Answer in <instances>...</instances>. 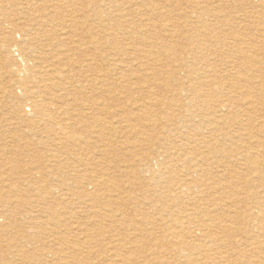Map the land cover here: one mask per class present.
Instances as JSON below:
<instances>
[{"label":"rangeland","instance_id":"rangeland-1","mask_svg":"<svg viewBox=\"0 0 264 264\" xmlns=\"http://www.w3.org/2000/svg\"><path fill=\"white\" fill-rule=\"evenodd\" d=\"M22 1L18 0L17 3V0H0L2 23L0 24V40L4 38L10 41L15 37L18 42H23L26 60L23 64L27 67L25 74L29 79L35 80L38 72L45 66L54 65L59 68L60 65L58 58L53 57V49L42 47L48 43L46 39L48 35L43 36L41 35L43 31L38 30V32L37 27H34V31L32 28L38 18L45 14L33 16L25 14L21 9ZM112 1L111 3L108 0H79L73 4L88 6L98 2L113 14H99L103 16V29L99 28L100 21L95 19V14L77 15L88 19L87 25L79 30L84 31L87 38L82 47V55L73 56V61L77 64V70L81 71L87 79L101 76L102 83L99 85L101 90L91 92L87 83L83 82L78 86L86 87L75 95L73 91L71 96H64L62 93L64 98L61 103L64 105L59 108L56 120L55 115L51 116L52 121L49 118L27 121L17 116L25 101L21 99V94L14 87V80L7 76L11 71L9 69L16 68L15 62L10 60L8 62L7 59H16L17 55L15 49L11 47L12 58L7 52H0V150L5 145L9 148L8 152L5 151L9 162H3L5 167L3 170H5L0 173V181L4 182L0 183V190L3 193V197H0L2 201L0 202V225L4 226V228L0 226V264H5L4 262L40 264L31 258L30 254L19 256V248L24 245L26 247L30 239H35L36 243L33 246L36 247V255H39L40 251H46L41 249L42 245L44 248L49 246L50 250L55 252V255L50 254L51 257L45 258L51 261H45L46 264L63 262L64 264H125L127 261L129 264H261L262 262L264 264V231L262 229L264 207L256 213L258 221L253 222L256 229L251 236L243 233L245 225L242 222L240 235L237 232L238 234L222 235L223 238L221 235L214 236L217 240L219 239V245L212 246L213 243L209 241L213 242V240H206V237L201 236L202 234L195 233L198 226L205 230L206 225L209 226L207 211H210L212 215H221L225 212L223 209L227 210L228 207L232 210L241 208L244 210L246 203H243L242 199H245L247 195L261 197L264 201V180H258L250 176L251 174L246 175L245 163L238 165L234 168V172H231L237 179L228 178L230 182H227L225 176L228 173L215 170L216 172L213 173L215 180H203L198 183L199 187L193 184L190 187L191 190L179 194L178 199L174 197V192L171 194L166 192L169 190L166 186L165 188L160 182L151 181L148 178L150 175L146 176L148 167L146 163H143V158H152L157 155L161 158V154L167 151L176 154L175 149L179 146V156L182 160L179 162V178L182 179L194 164L193 156L207 154V150L201 145V147L196 145L198 142L195 141L203 136L210 137L206 133H210L211 129H205L206 126L203 129H196L195 126L199 125L201 117L189 111L193 101L191 90L194 87L200 88L198 86L200 83L196 80L199 75L207 82V87L201 88L200 92L204 95L203 100L210 107L221 103L230 105L228 110L223 111L219 105L216 108L218 115L224 113L234 118L235 113H239L244 123L248 116L255 118L252 123L247 122V125L235 124L232 122L233 119H230L229 125H221V128L223 127L221 131L244 133L243 139L246 138L245 140L252 145V148L257 147L258 150L263 148L260 137L264 138V120H262L264 119V76L262 75L264 74V4L261 0ZM51 2L49 5H55L57 0ZM70 4L67 6L69 7ZM16 5L17 8H15ZM90 9L93 8L89 7ZM117 9L122 13H115ZM123 12L127 13L123 14ZM53 15L55 14H50V17ZM91 15L94 16L90 17ZM62 18L67 23L70 22L67 14H57V17L51 18L54 19V27L52 24V26L46 25L43 27L44 32L50 34L53 31H59ZM140 19L143 21L136 25L131 24L132 21L139 22ZM174 20L178 25L175 24V27L168 25L169 21ZM90 26L97 27V32L91 31ZM145 30L149 32L144 33ZM59 32L57 34L62 33ZM140 38L146 41L139 43ZM100 39L102 43L94 47L93 44ZM72 46L74 44H71ZM152 53L157 54L156 59L149 56ZM247 53L252 55H246ZM256 58L261 61H257ZM252 65L256 66L251 68ZM4 66L9 68L5 70ZM64 69L68 70L66 67ZM174 70L177 71L176 77H172ZM237 76H240L241 82L235 85ZM138 78L140 79L137 80ZM176 79L179 80V84H186L188 88L178 89ZM242 81L247 83L242 84ZM211 90L216 92L212 95ZM254 91H257V94ZM95 102L100 105L95 112L96 115H93L92 110L86 109V106ZM162 103L167 105L166 109H163ZM231 111L233 113H230ZM129 116L133 122L127 121ZM167 117H170L168 121ZM138 118L139 121H136ZM257 118L259 121L256 120ZM9 120L13 123L15 120H21V124L14 128L16 125L7 123ZM61 121H65L64 125L69 128V131L73 126L71 135L78 140V144L86 142L87 145H84L83 150L86 157L78 156L82 152L72 150L69 146L60 147L53 139L54 136L47 133V130H57ZM175 124L179 129V137L175 132ZM97 133H99V139H97ZM219 134L220 132L216 133V135ZM187 138L193 139L189 141ZM174 140H177L179 145L173 144ZM184 141L185 146L181 145ZM212 141L215 142V140ZM235 141L233 146L237 150H243L239 147L244 146L242 141H239L237 137ZM198 148L201 150L196 152ZM58 153H63L60 156L68 160L64 166L53 165L52 160H57V157L53 156ZM252 154L257 153L253 151ZM262 157L258 158L263 160L264 156ZM80 160H82V166L90 160L95 166H89V170L84 172L82 166L78 164ZM10 168H15L14 175H11ZM170 171L169 169L163 173L164 178L161 181L165 182L172 176ZM203 174L208 176L211 171ZM198 175L191 174L190 178L197 180L201 177ZM33 176L35 178L32 179ZM100 176L108 180L106 190L101 189L108 197L103 203L100 201L102 199L100 195L97 198L98 194L92 193L94 190L92 184L101 183ZM10 184L12 187L18 184L22 187L21 194L25 202L19 210L15 208L19 198L9 189ZM50 188H55L52 195L47 193ZM232 189L239 190L240 195L230 197ZM6 197L8 199L5 200ZM237 198L240 199L237 200ZM150 199L153 203L147 201ZM214 200L218 201L215 203ZM29 213L33 215L35 223L29 222ZM52 215L56 216L51 218ZM7 217L11 220L6 219ZM57 217L67 218L66 229L64 227L60 229L64 235H44V228L41 230L34 228V231L30 232L32 224L38 227L45 223V229H53L54 223L51 219ZM97 221H100L97 223L99 226L90 227L91 223ZM151 221L155 224H150ZM224 223L227 224L225 221ZM82 224H86V229L84 228L86 231L92 228L88 234L99 236L98 239L93 237L87 242L86 236L78 235L81 232L79 229H83ZM258 225L260 228H257ZM165 226L168 227L169 232ZM174 229L180 236L177 239H172L170 236ZM31 233L35 238L29 237ZM241 240L242 243H240ZM256 241L263 246L255 249L253 243ZM157 245L162 246L155 250ZM203 245L211 247H203ZM31 248L33 247L25 249L31 251ZM201 253L204 255L202 256ZM206 254L211 258L206 260L205 257H208Z\"/></svg>","mask_w":264,"mask_h":264},{"label":"bare ground","instance_id":"bare-ground-1","mask_svg":"<svg viewBox=\"0 0 264 264\" xmlns=\"http://www.w3.org/2000/svg\"><path fill=\"white\" fill-rule=\"evenodd\" d=\"M22 1V0H21ZM52 0H24V2L22 3V6H21V9L24 10V13L25 14H29V15H34V14H45V15H42L38 18V20L32 25V28L33 30L35 31L34 27H37V31H43L41 33V35L45 36V35H48V37H46L47 39V42L46 44H44L45 46H42V47H47L48 49H53V52H54V56L55 58H58V63L60 65L59 68H57L56 66L54 67V65H47L43 68V70L40 72H38L35 80H31V78L29 79L28 77H26L27 74H25L26 72V69L27 67L23 64L24 62H26V60L24 59L25 58V49L23 48L22 44L23 42H18L16 40L15 37L11 38L10 41H8L7 39H4L2 38L0 40V52L1 53H9V55L11 56L12 58V55H11V52L12 50L10 49L13 48L15 49V53L17 55V58L16 59H7V61L9 62L10 61H13L15 62V66L16 68H11L9 70V74H7V76H9L11 78V80H14V87L17 89V92L21 94V99L23 98L25 103H23V105L21 106V110L18 111V114L17 116L18 117H21V120H27V121H31V120H34V119H40V120H44V119H48L50 121L51 120V116L55 115V120L57 119V113L59 112V108L62 107V105H64V103H61V100H63V95L62 93H64V96H71L72 95V91L74 92V95L75 93H78L79 90L85 88L86 86H78V84H82L83 82H86L87 83V87L89 86L90 87V90L91 92H94L96 90H101V87H99V85L102 83V78L101 76L98 77V78H89L87 79V77L85 75L82 74L81 71L77 70L76 68V63L73 61V56H80L81 52L83 53V45H84V41H86L85 39L87 38L86 37V33L84 31H79L80 29H83L87 23H88V19H86L85 16H77V15H86V14H95V19L96 20H99L100 23H99V28L100 29H103L104 25H103V16H99V14H113L112 12L110 11H107L106 8H104L102 5H100L98 2L97 4L96 3H92L93 5H88V6H82V5H79V6H75L73 4H75L77 1L79 0H57V3L54 5H49V3L51 2ZM109 2H113L112 0H108ZM130 1V0H129ZM56 2V1H55ZM236 2V1H235ZM238 2V1H237ZM261 2L264 4V1L261 0ZM17 3H18V0H17ZM52 3V2H51ZM50 3V4H51ZM54 3V2H53ZM71 3V4H70ZM108 3V2H107ZM132 3V2H131ZM241 3V2H239ZM249 3V2H248ZM259 3V2H258ZM67 4H70V6L68 7ZM115 4V3H114ZM118 4V3H117ZM135 4V3H134ZM109 6L111 4H108ZM107 5V6H108ZM127 5V4H126ZM137 6V4H135ZM151 4H149L150 6ZM239 5V4H238ZM246 5V4H244ZM251 5V4H249ZM64 6V7H63ZM125 6V5H123ZM134 6V5H133ZM131 6V7H133ZM242 6V5H241ZM252 6V5H251ZM250 6V7H251ZM89 7H92L93 9H90L89 10ZM103 7V8H102ZM116 7V6H115ZM119 7V6H118ZM120 7H122V5H120ZM240 7V6H239ZM17 8V5L16 7ZM108 8V7H107ZM234 8H236L234 6ZM256 8V7H255ZM260 7H258L259 9ZM124 9V8H122ZM22 10V11H23ZM112 10V9H111ZM260 10V9H259ZM21 11V13H22ZM258 13H260L259 11H257ZM115 13H122L120 12L119 9L115 10ZM127 13V12H126ZM125 12H123V14H126ZM138 14H143V13H140V12H137ZM251 13V12H250ZM257 13V15H258ZM50 14H55L53 16L50 17ZM57 14H67V17L70 19L67 23V21H65L63 18H62V22H60L61 24V28H60V33L58 30L57 32H59L60 34H57L56 31H53V33H50V34H46V32H44L45 29H43L44 26H48V25H53L54 24V19H51V18H54V17H57ZM255 16V14H253ZM256 15V16H257ZM262 15V14H261ZM94 15H91L90 17H93ZM122 17V16H121ZM263 17V16H262ZM123 19L125 18L122 17ZM261 18V17H260ZM118 19V18H117ZM26 20V19H25ZM116 20V18H115ZM244 20V19H243ZM259 20V19H258ZM137 21V20H136ZM141 21H143V19H140L139 22H134L132 21L131 24H138L140 23ZM260 21V20H259ZM3 22V21H2ZM25 22V21H24ZM67 24H66V23ZM126 22L128 23V21L126 20ZM175 22L177 21H169L168 25H173L175 27ZM252 22V20H251ZM258 22V21H257ZM130 23V22H129ZM242 23V22H241ZM254 23H255V20H254ZM264 23V22H263ZM0 24L1 23V20H0ZM9 24V23H8ZM11 24V23H10ZM256 24V23H255ZM51 25V26H52ZM167 25V24H166ZM178 25V24H176ZM241 25V24H240ZM254 25V24H252ZM257 25V24H256ZM263 25V24H261ZM11 26V25H10ZM165 27V25H163ZM172 26V27H173ZM54 27V25H53ZM167 27V26H166ZM171 27V26H170ZM42 28V29H41ZM47 28V27H46ZM59 28V27H58ZM211 28V27H210ZM96 29H98L97 27H94V26H90V30L93 31ZM212 30V29H211ZM263 30V29H262ZM27 31V30H26ZM24 31V32H26ZM38 31V32H39ZM51 31V30H50ZM49 32V31H48ZM97 32V31H96ZM149 31L148 30H145L144 33H148ZM30 35V34H28ZM133 35V34H132ZM131 35V36H132ZM29 37V36H27ZM26 37V38H27ZM31 39H33V37H30ZM20 39H22V37H20ZM234 39V38H233ZM51 40H55L56 42H52ZM24 41V40H23ZM46 41V40H45ZM102 40H98L96 43L93 44L94 47H98V44H101ZM140 42L139 43H143L146 41V39H143L140 38L139 40ZM234 42V41H233ZM237 42V41H235ZM239 42V41H238ZM242 42V41H241ZM71 44H74V46L71 47ZM237 44V43H236ZM240 46V44H237ZM243 46V45H242ZM244 47V46H243ZM54 48H56L54 50ZM231 48V47H230ZM43 49V48H42ZM235 49V48H234ZM237 49V48H236ZM243 49V48H242ZM251 49V48H250ZM28 50V49H27ZM261 50V49H260ZM239 51V50H238ZM245 52V50L243 51ZM14 53V54H15ZM250 53V52H249ZM249 53H247L246 55H248ZM51 54V53H50ZM223 54V53H222ZM226 54V53H225ZM240 54V53H239ZM82 55V54H81ZM235 55V54H234ZM244 55V54H243ZM249 55H252V54H249ZM151 58L153 59H156L157 58V54H150L149 55ZM242 56V55H241ZM245 56V55H244ZM30 57V56H29ZM253 58L256 57V56H252ZM49 58V57H48ZM240 58V57H239ZM244 58V57H243ZM41 59V58H40ZM234 59V58H233ZM237 59V58H236ZM44 60V59H43ZM48 60V59H47ZM242 60V58H241ZM247 60V59H246ZM257 61H259L257 58H256ZM38 61V60H37ZM240 61V60H239ZM245 61V60H244ZM261 61V60H260ZM259 61V62H260ZM237 62V61H236ZM39 63V62H38ZM245 63V62H244ZM250 63V62H249ZM229 66V64H227ZM248 65V64H247ZM11 66V65H10ZM256 65H252V67H254ZM64 67H66L68 70L66 71L64 69ZM231 67V65H230ZM5 70L8 69L9 67L7 66H4ZM256 68V67H255ZM37 69H40V68H37ZM91 70H93V68H90ZM97 69V68H95ZM227 69V68H226ZM229 69V68H228ZM117 70V69H116ZM115 70V71H116ZM244 71V70H243ZM255 71V70H254ZM252 71V72H254ZM261 71V70H260ZM177 71L174 70V73L172 74V77H176L177 76ZM224 72H225V68H224ZM227 72V71H226ZM258 72V71H257ZM74 73V74H73ZM199 73V72H198ZM243 73V72H242ZM73 74V75H72ZM197 73H193V75ZM201 74V73H200ZM225 74V73H224ZM238 74V73H237ZM253 74V73H252ZM155 76H157L158 74H154ZM230 75V74H228ZM236 75V74H235ZM239 75V74H238ZM243 75V74H242ZM264 76V74H262ZM142 77V76H141ZM148 77V76H147ZM203 77V76H202ZM227 77V76H226ZM244 77V76H243ZM254 77V76H253ZM80 78L82 80H80ZM190 78V76H189ZM188 78V79H189ZM196 78V77H195ZM249 77H247L248 79ZM140 78H138L137 80H139ZM144 79V78H143ZM231 81H232V78H230ZM245 79V77H244ZM72 80H76V81H72ZM198 82L200 83V88L198 89L197 87H194L192 91V94H193V101L191 102L190 106H189V111L192 112V113H197L200 117H201V121L199 123L198 126H195L196 129H203V127H207L205 129L209 130V128L211 129L210 130V133H206L210 135V137L208 136H203L200 140H193L195 141L197 144L196 145H201L202 147H204L207 151V154L206 155H198V156H193L194 158V164L192 165V167L190 169H188V171L186 172L184 178L180 179L179 178V162L182 161L181 160V156H179V146L175 149V153H170V152H166V153H163L161 154V158L157 155V156H154V157H147L146 159L143 158V163H146L148 169H146V172H147V175H150V177H148L151 181H155L157 183H161V185H163L164 187L166 186L169 190H166L167 193L171 194L172 192H174V197L175 198H179V194L181 193H185V192H188V190H191V186L193 184H195V187H199V184L198 183H201L203 180H206V179H214L215 180V175H213L214 171L215 170H221V172H224V173H228L225 177H226V181L227 182H230L228 181L229 179H232L234 178L235 176L233 174H231V172L234 170V168H236L238 165H244L245 163V170H246V175H250V176H253L255 178H257L258 180H264V159L262 160V156H264V138H261L260 137V143L263 144V148H260V150L257 149V147L255 148H252V145L248 144V141L243 139L244 138V133L243 134H240L239 132H235V131H229V132H223V130L221 131V125L222 126H226V125H229L230 122L229 120L230 119H233L232 122H234L235 124H238V125H243V124H246L247 125V122L250 124L254 121L253 119V116H246L247 120H246V123H244V121L242 120L241 118V114H236L234 115V118H230L228 117L227 114H220L218 115V111H216V108L219 106L222 108V111L227 109L228 110V104H225V103H221V104H218L217 106H213V107H210L203 99H204V95L200 92L201 88L203 87H207V82L204 81L205 79L201 78L200 75L198 76ZM235 85H238V83L241 82V79H240V76H237L235 78ZM216 81V80H215ZM244 81V80H243ZM242 81V84H244L245 82ZM77 82V83H76ZM176 86L177 88H181V89H185V88H188L186 87V84L183 85L182 83L179 84V80L176 79ZM237 82V83H236ZM218 83V82H217ZM233 83V81H232ZM247 83V82H246ZM264 83V82H263ZM230 85V84H229ZM190 87V86H189ZM230 87V86H229ZM259 87V86H258ZM209 88H210V84H209ZM73 89V90H72ZM259 89V88H257ZM212 92V95L213 93H215L216 91L215 90H211ZM247 91V90H245ZM85 92V91H84ZM219 92V91H218ZM255 92V91H254ZM257 92V91H256ZM255 92V93H256ZM241 93V92H240ZM244 93V92H243ZM245 94V93H244ZM249 94V93H248ZM257 94V93H256ZM254 95V94H253ZM252 95V96H253ZM261 95V94H260ZM264 95V94H263ZM189 97V96H188ZM244 97V96H243ZM251 97V96H250ZM254 97V96H253ZM261 97V96H260ZM211 98V97H210ZM14 99H18L17 97H14ZM216 99V98H215ZM251 99H253L251 97ZM195 100V101H194ZM178 102V101H177ZM257 102V101H256ZM259 103V102H258ZM250 104V103H249ZM252 104V103H251ZM100 104L98 102H95V103H92L90 106L88 105V107L86 106V109L88 108L89 110H92L93 112V115H96L95 112L97 111L98 109V106ZM163 109H166L167 108V105L166 104H161ZM247 105V104H246ZM257 105V104H256ZM183 106V105H182ZM57 107V108H56ZM262 108V107H261ZM253 109V108H252ZM251 109V111H252ZM233 110V109H232ZM263 110V109H262ZM244 112V111H243ZM230 113H233V111H231ZM229 113V114H230ZM250 113V112H249ZM248 113V114H249ZM180 114V113H179ZM245 114V113H244ZM250 115V114H249ZM179 118V116H176ZM262 117V116H260ZM33 118V119H32ZM170 118V117H169ZM169 118L167 117V121L169 120ZM184 118V117H183ZM259 118V117H258ZM258 118L256 120H258ZM245 119V118H244ZM262 119V118H261ZM260 119V120H261ZM21 120H15L14 123L9 120L7 123H12V125H16V127L14 126V128H17V125L21 124ZM255 120V121H256ZM264 120V119H262ZM129 123L130 122H133V120L130 118H128L127 120ZM136 121H139V118L136 120ZM174 121V120H173ZM198 121V120H197ZM259 121V120H258ZM193 122V121H192ZM65 121H61L58 126L59 128L57 130H47L50 135H53L54 136V140L56 141V144L59 145L60 147H63V146H69L71 147L72 150H76L78 152H82L81 154H79L78 156H83V150H84V145H87L86 142H83V144H78V140L73 137L71 135L72 133V129H73V126L71 127L70 131H69V128L68 127H65L64 125ZM7 124V125H8ZM24 124V123H22ZM177 124V123H176ZM175 124V132L176 134L178 135L179 137V129L178 127L176 126ZM261 125V124H260ZM256 126V125H255ZM254 126V127H255ZM260 127V126H259ZM181 128V127H180ZM190 128V127H189ZM257 128V127H256ZM259 130V129H258ZM239 131V130H238ZM252 131V130H251ZM209 132V131H208ZM217 132H220L219 135H216ZM214 133V134H213ZM259 135V134H258ZM262 135V134H261ZM186 136V135H184ZM189 136V135H188ZM236 137L238 138L239 141H242V143L244 144V146L242 145L239 146L241 149L243 148V150H237L233 145H234V141L236 139ZM253 137V136H252ZM100 136H99V133H97V139H99ZM248 138V137H247ZM186 139V138H185ZM193 138H187V140L191 141ZM249 139V138H248ZM252 138H250L251 140ZM212 140H215V142H213ZM222 140L224 142H222ZM182 141V140H181ZM227 142V143H226ZM233 142V143H232ZM236 142V141H235ZM251 142V141H250ZM256 142V141H255ZM226 143V144H225ZM231 143V144H229ZM17 144V143H15ZM173 144L175 145H179L178 141L177 140H174L173 141ZM260 144V145H261ZM181 145L185 146L186 143L184 141V143H182ZM188 145V144H187ZM200 146V147H201ZM259 146V145H258ZM194 147V146H192ZM15 148V147H14ZM13 148V149H14ZM185 148V147H184ZM191 148V147H190ZM189 149V148H188ZM32 150V148H31ZM201 149H196V152L199 151ZM204 150V149H203ZM5 151H9V148L7 147V145L3 146V148L0 150V173L4 172L3 168L4 165H3V162H9L7 161V157L5 155ZM191 151V150H190ZM253 151H256V155L252 154ZM13 152V151H12ZM11 152V153H12ZM16 152V151H15ZM93 152V151H92ZM91 152V153H92ZM103 152V151H102ZM101 152V153H102ZM90 153V154H91ZM100 153V154H101ZM182 153V152H181ZM193 153V152H192ZM202 153V152H201ZM63 153H58V155H54L53 157H57V160H52L53 161V165H61V166H64L66 163H67V159H64L62 156ZM186 154V153H184ZM11 155V154H10ZM183 155V154H182ZM86 157V155H84ZM101 156V155H100ZM103 156H105V153H103ZM107 156V155H106ZM91 157V156H90ZM258 157H262L261 159L258 158ZM19 158V157H18ZM92 158V157H91ZM94 158V157H93ZM151 158V160H150ZM193 158H191L193 160ZM199 158V159H197ZM184 159V158H183ZM92 160V159H91ZM88 161V163H83V166L81 165L82 163V160L79 161V165L82 166V169L84 170V172L88 171L89 170V166H95L94 165V162H91ZM94 160V159H93ZM49 163V162H48ZM189 163V162H188ZM10 164V163H8ZM12 164V163H11ZM50 164V163H49ZM7 165V164H6ZM244 166V167H245ZM243 167V168H244ZM10 172L12 173L11 175H14L13 173L16 171L15 168H10ZM171 170L169 173H172V176L169 177L167 179V181L165 180V182L161 181L163 180L164 178V175L163 173H166L168 170ZM238 170V169H237ZM244 170V172H245ZM82 171V170H81ZM96 171V170H95ZM208 171H211V174L208 175V176H203L205 172H208ZM240 171V170H239ZM242 171V170H241ZM7 172V171H6ZM80 172V170H79ZM216 172V171H215ZM234 172V171H233ZM8 173V172H7ZM194 173H197L199 174L198 176L201 175V177L197 180H193L191 179V174H194ZM66 174V173H65ZM82 174V173H81ZM203 174V175H202ZM142 177V176H141ZM221 177V176H220ZM243 177V176H242ZM35 178L34 176L32 177V179ZM222 178V177H221ZM229 178V179H228ZM236 178V177H235ZM245 178V177H244ZM100 179H101V183L98 184V183H93L92 185L94 186V190L92 193L94 194H98L97 195V198L98 196L100 195L102 197V199L100 200L102 203L103 202H106L107 201V198L105 196V191H101L102 190H106L105 187L107 186V183H108V180L103 177V176H100ZM180 179V181H179ZM237 179V178H236ZM37 180V179H35ZM147 180V179H145ZM149 180V181H150ZM219 180V179H217ZM256 180V179H255ZM242 181V179H241ZM244 181V180H243ZM250 181V180H249ZM147 182V181H146ZM145 182V183H146ZM214 182V181H213ZM216 182V181H215ZM0 183H4V182H1ZM259 183V182H257ZM34 184V183H33ZM216 184V183H215ZM1 185V184H0ZM64 185V184H63ZM209 185V184H208ZM211 185V184H210ZM220 185V184H219ZM226 185V184H225ZM224 185V186H225ZM32 186V185H31ZM213 186V184H212ZM215 186V185H214ZM257 186V185H256ZM165 187V188H166ZM208 188V187H207ZM224 188V187H223ZM231 188V187H230ZM251 188V187H250ZM9 189L11 191H13V193L16 194V196H18V200H19V203L17 205V203L15 204V208L16 210H19L21 208V206L23 205V202L24 199H23V196L21 194L22 192V187L20 184H18L17 186H14L12 187L11 184L9 185ZM55 189V188H53ZM52 188H50L49 190H47V193L48 195H52V191H53ZM225 189V188H224ZM197 190V189H196ZM206 190V189H205ZM226 190V189H225ZM261 190V189H260ZM55 191V190H54ZM219 191V190H218ZM224 191V190H222ZM229 191V190H228ZM246 191V190H245ZM244 191V192H245ZM251 191V190H250ZM1 192V190H0ZM10 192V191H9ZM57 192V191H56ZM55 192V193H56ZM104 192V193H103ZM165 192V191H164ZM163 192V193H164ZM217 192V191H216ZM54 193V192H53ZM69 193V192H68ZM101 193V194H100ZM229 193V192H228ZM247 193V191H246ZM255 193V192H254ZM2 192H1V196L0 197H3L2 196ZM221 194V193H220ZM239 194V190H236V189H232V192L230 194V197L231 196H238ZM86 195V193H85ZM240 195V194H239ZM202 196V195H201ZM163 197V196H162ZM220 197V196H219ZM60 198V197H59ZM170 198V197H169ZM229 198V197H228ZM3 199V198H2ZM5 200L8 199L7 197L4 198ZM12 199V198H10ZM234 199V198H233ZM240 199V198H237V200ZM247 199V200H246ZM151 200V201H150ZM150 200H147L150 202L153 203V200L150 199ZM176 200V199H174ZM199 200V199H198ZM197 200V201H198ZM226 200V199H225ZM97 201V200H96ZM99 201V202H100ZM203 201V200H202ZM211 201V200H210ZM215 203L218 201V200H214ZM221 201H224V200H221ZM2 202V201H0ZM63 202V201H62ZM68 202V201H67ZM85 202V201H84ZM89 202V200H88ZM87 202V203H88ZM207 202V201H206ZM231 202V201H230ZM235 202V201H234ZM242 202L243 203H246L245 204V208L244 210L241 209H238V210H232L230 207L226 208L227 210L223 209V211H225L224 213H222L221 215H212L210 214L211 212L210 211H207L206 213V216L207 218L209 219V226H207V229H202V228H199L198 226V229L195 230V233L197 234H202L201 236H204L206 237V240L209 239V240H213V242L209 241V243H213L212 246L214 245H219V239L217 240L215 237H218V236H222V235H231V234H234V233H241L242 231V228H240V223L242 222L243 225H245L244 227V234L248 235L250 234L249 236H251L253 234V232L255 231V225L253 224L254 220H257V216H256V213L257 211L261 210L262 207H264V201L261 200V197L257 198L256 197H247L245 199H242ZM65 203V202H64ZM93 203V202H92ZM176 203V202H175ZM192 203V202H191ZM210 203V202H209ZM220 203H223V202H220ZM8 204V203H7ZM6 204V205H7ZM95 204V202H94ZM203 204V203H202ZM96 205V204H95ZM230 205V204H229ZM233 205V204H232ZM89 206V205H88ZM192 206V205H191ZM239 206V205H237ZM244 206V204H243ZM32 207V206H30ZM204 207V206H203ZM224 207V206H223ZM95 208V207H94ZM209 208V207H208ZM237 208V207H236ZM221 209V208H220ZM205 210V209H204ZM204 210H200V211H204ZM56 211V209H55ZM221 211V210H220ZM232 211H234V213H232ZM206 212V211H205ZM209 212V213H208ZM218 212V211H217ZM52 213V212H51ZM62 213V212H61ZM190 213V212H189ZM221 213V212H220ZM58 214V213H57ZM70 214V213H69ZM83 214V213H82ZM81 214V215H82ZM85 214V213H84ZM204 214V213H203ZM234 214V215H233ZM28 215H30V218L29 219V222L33 223L34 222V219H33V215L31 213H29ZM63 215V214H62ZM98 215V213H97ZM96 215V216H97ZM56 216V215H54ZM52 215L51 218L54 217ZM204 216V215H203ZM28 216H26L27 218ZM81 217V216H80ZM77 218V217H76ZM79 218V217H78ZM114 218V217H113ZM200 218V217H199ZM6 219H8L9 221L11 220L10 217H7ZM39 219V218H38ZM73 219V218H72ZM24 220V219H23ZM264 220V218H263ZM51 221L54 223L53 225V229H45V223L42 224L41 226H38L36 227L35 225H31L30 226V232L34 231V228L38 229L40 228V230L42 228H44L45 231L44 232V235H51V236H56V235H64L63 234V231H60L61 228H65L66 229V222H67V218H62L61 217H57L55 219H51ZM69 221H71L69 219ZM227 222L226 223H224ZM258 221V220H257ZM100 222V221H97V222H94L93 224L91 223L90 227H96V226H99L97 223ZM35 223V222H34ZM258 223V222H257ZM150 224L154 225L155 223L153 221L150 222ZM5 225V224H4ZM202 225V224H201ZM2 226V225H0ZM28 226V225H27ZM162 226V225H161ZM164 226V225H163ZM235 226V227H234ZM4 228V226H2ZM82 227L83 229H79L81 232L78 233V235H84L86 236L87 238V242L95 237V239H98L99 236H96V235H90L88 234V231L92 230L91 229H87V231L85 230L86 229V224H82ZM201 227V226H200ZM63 228V229H64ZM85 228V229H84ZM163 228V227H162ZM165 228L167 229L168 227L165 226ZM257 228H260V225L257 226ZM29 229V228H28ZM35 229V230H36ZM62 229V230H63ZM262 229L264 231V225L262 226ZM261 229V231H262ZM184 230V229H183ZM236 231V232H233V231ZM65 231V230H64ZM84 231V232H83ZM140 231V230H139ZM168 231V229H167ZM169 232V231H168ZM190 232V231H189ZM237 233V234H238ZM141 234V233H140ZM40 235V234H39ZM33 233L30 234L29 237L31 238H35L33 237ZM170 236L172 237V239H177L179 236V233H177L175 231V229L170 233ZM234 236V235H233ZM46 237V236H45ZM165 237V235L163 236V238ZM168 237V236H167ZM166 237V238H167ZM195 237V236H194ZM228 237V236H226ZM261 237V236H260ZM197 238V237H196ZM223 238V236H222ZM41 239V238H40ZM184 239V238H183ZM241 239V238H240ZM260 239V238H259ZM264 239V238H263ZM171 240V239H170ZM182 240V238H181ZM186 240V238H185ZM205 240V241H206ZM54 241V240H53ZM58 241V240H57ZM203 241V240H202ZM85 242V243H87ZM243 241L241 240L240 243H242ZM35 239H30L27 241V246L26 247H33L31 248V251L29 250H26L25 248V245L24 246H21L19 248V256H24V255H32L31 258L37 260L40 264L41 263H44L45 261L48 262L50 260H45V258L47 257H51L49 256L50 254L52 255H55V252L51 251L49 246H46L48 248H44L43 245L41 247V249H46L45 252H41L40 251V254L39 255H36L35 254V250H36V247H34L33 245L35 244ZM206 243V242H205ZM208 243V242H207ZM52 244V243H50ZM58 244V243H57ZM175 244V243H174ZM184 244V242H183ZM186 244V243H185ZM189 244V243H188ZM179 245V244H178ZM252 245V244H251ZM162 245H157L156 249H159L161 248ZM177 246V245H176ZM180 246V245H179ZM182 246V245H181ZM263 245L259 244L258 241L254 242L253 243V247L255 249H258V248H261ZM175 247V246H174ZM187 247V245H186ZM203 247H211V246H206V245H203ZM176 248V247H175ZM40 249V250H41ZM223 249V248H222ZM81 250V249H80ZM179 250V249H178ZM196 250V249H194ZM255 251V250H254ZM76 252V251H75ZM190 252V251H189ZM226 252V251H225ZM262 252V251H261ZM187 253V252H186ZM195 253V252H194ZM207 253V252H206ZM230 253V252H229ZM250 253V252H249ZM190 254V253H189ZM202 254V253H201ZM255 254V253H254ZM204 254H202L203 256ZM208 256V254H206ZM247 255V254H246ZM183 256V255H182ZM251 256V255H250ZM262 256V255H261ZM187 257V256H186ZM247 257V256H246ZM61 258V257H60ZM58 258V259H60ZM189 258V257H188ZM206 260L210 259L209 256L208 257H205ZM264 258V257H263ZM32 259V260H33ZM51 259V258H50ZM63 259V258H61ZM173 259V258H172ZM195 259V258H194ZM213 259V258H212ZM256 259V258H255ZM258 259V258H257ZM262 259V258H261ZM65 260V259H63ZM67 260V259H66ZM69 260H71L69 258ZM202 260V259H201ZM54 261V260H53ZM171 261V260H169ZM204 261V260H203ZM211 261V260H210ZM247 261V260H246ZM263 261V260H262ZM46 262L44 264H46ZM51 262V261H50ZM60 262V261H59ZM63 262V261H62ZM157 262V261H156ZM259 262V261H258ZM5 264H7V262H4ZM128 263V261L126 262ZM125 263V264H126ZM166 263V262H165ZM175 263V262H174ZM199 263V262H197ZM233 263V262H232ZM248 263V262H247ZM263 263V262H262ZM261 263V264H262ZM61 264H64L61 263ZM67 264V263H66ZM69 264V263H68ZM115 264V263H114ZM129 264V263H128ZM182 264V263H181ZM200 264V263H199ZM258 264V263H257Z\"/></svg>","mask_w":264,"mask_h":264}]
</instances>
